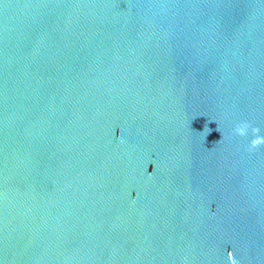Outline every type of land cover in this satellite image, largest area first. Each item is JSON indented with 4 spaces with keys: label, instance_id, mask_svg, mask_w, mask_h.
Wrapping results in <instances>:
<instances>
[{
    "label": "water",
    "instance_id": "1",
    "mask_svg": "<svg viewBox=\"0 0 264 264\" xmlns=\"http://www.w3.org/2000/svg\"><path fill=\"white\" fill-rule=\"evenodd\" d=\"M242 122L264 0H0V264H264Z\"/></svg>",
    "mask_w": 264,
    "mask_h": 264
},
{
    "label": "clouds",
    "instance_id": "2",
    "mask_svg": "<svg viewBox=\"0 0 264 264\" xmlns=\"http://www.w3.org/2000/svg\"><path fill=\"white\" fill-rule=\"evenodd\" d=\"M249 129H251V133L253 138L250 140L249 150H254L261 145H264V136L260 135V129L258 127H253L248 122H242L236 126L234 132L236 135L241 137H246L249 134ZM119 135V132H117ZM121 143L124 141L121 139ZM228 261L230 264H238V261L235 259L233 253L231 251L228 252Z\"/></svg>",
    "mask_w": 264,
    "mask_h": 264
}]
</instances>
